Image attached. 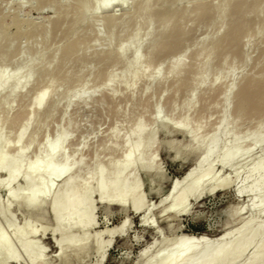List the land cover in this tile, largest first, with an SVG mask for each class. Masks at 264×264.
Masks as SVG:
<instances>
[{"label":"rangeland","instance_id":"1","mask_svg":"<svg viewBox=\"0 0 264 264\" xmlns=\"http://www.w3.org/2000/svg\"><path fill=\"white\" fill-rule=\"evenodd\" d=\"M197 1L180 0L177 2V4L179 3L177 7L176 3V5H170L171 13L169 12L170 6L165 7L166 10L169 9L165 11V14L168 12V15H172V22L177 20V12L181 14L182 10L186 8L182 16H178L177 22L188 26L189 23L186 25V22H188L187 19L191 13V6ZM227 1L202 0L204 8L210 10L209 8L220 5L221 11L224 10ZM229 1L233 3L239 0ZM137 2L124 0L123 9L125 7V10L130 12H128L130 16L128 15L126 21L117 19L116 25L109 27L104 22V14L87 11V17L82 18L77 12L76 0H0V53L6 51L11 59L13 56V66L2 65L0 70L6 69L12 79V74L15 73L17 66L25 65L26 73L18 86L13 87L9 82L8 85L0 88V139L4 140L6 137L14 136L15 130L12 129V124L20 121L22 114L30 107V102L37 95L48 94L51 91V98L57 100L56 108L51 115L49 114L50 116H40L36 118L37 120L32 118L29 121L28 130L20 145L25 146L31 140L34 141V144L29 147L22 158L20 173L23 172V167L32 160L36 145L46 138L52 139L59 129H65L67 126V140L64 143L65 156L75 154L77 148H81L76 155L82 157L83 161H87L89 164L88 169H80L76 173L75 180L79 181L83 179L87 171H90L91 165H95L93 162L95 149H97V161L99 159L107 160L111 152L110 144L113 140V133L118 132L122 135L126 130L125 127L130 125L128 118L141 116L146 123L144 133L150 131V128L154 129L153 139L143 142V145L145 142L148 145L149 152L145 157L143 156L142 160L146 161L150 155H153L154 164L159 166L162 178L156 188L149 184V179L152 177L150 174L144 173L143 169L137 170L135 176L142 184L141 192L145 200L155 205L167 192L170 182L181 179L193 163L192 159L182 161L172 157L174 150L167 149V142L174 139L179 142L182 140L181 143H185L186 138L180 133L160 131L156 123H150L149 117L156 111V106L159 107V112L154 113L157 121L164 118L175 121L176 118L183 115L182 106L187 102L188 97H191L194 109L185 113L190 119L188 130L196 124L195 120L200 118L203 123L201 122L199 133L203 136L214 130L221 117L225 102L228 109V120L233 121L236 118L238 121L236 125L238 134L252 128L259 117L264 115V99L258 101L256 97V94L259 93L261 96L264 93V15L249 14L250 25H248L249 22L245 24L250 28L246 26L244 31L234 35L235 37H230L229 40L226 37L223 38L225 43H222L216 51L210 52L213 40L220 36L223 37L228 32L230 21L235 19V15L221 12L210 17L211 12H209L210 14L203 12L204 16L199 15L196 20H193L190 31L175 30L167 40H163V43H168L167 48L165 47L164 50L162 48L159 54L145 56V52L157 43V38L162 31L161 28H158V21H156L158 19L155 12L157 8L152 5L153 3L155 5L154 0H150V6L152 5L150 9H155L152 11L157 19L151 15L154 14L153 12L150 16L148 12L149 17H145L146 19H136L134 12L135 8H138L139 3L136 5ZM134 5L137 7L134 8ZM181 7L183 9H180ZM74 12L78 13L77 16ZM114 12L116 17L121 13L118 7L114 9ZM146 20L150 22L151 26L148 30L144 29L142 24ZM134 24L135 26H133ZM252 26L255 28H251ZM108 32L113 33L109 44L105 40ZM144 32L147 34L138 44L137 54L144 56L146 62L150 64L151 67L148 71L151 70L153 63H156L155 61L157 63L159 61L160 65L156 70L159 71L158 79L165 76L164 74L172 61L187 65L178 76L176 72L172 71L162 82H159L160 80L157 78L153 81L141 79L129 88V81L136 70L131 64L133 42L126 43V52L121 60L115 58L114 50L122 43L125 35L133 36ZM75 42L78 44L76 45L79 51L78 56L84 55V59H69V47L72 48V43ZM106 51L109 53L106 54ZM229 62H232V67L228 69L226 65ZM125 65H129L130 68L126 70ZM222 65L223 68L218 69ZM43 67L46 68V71ZM217 71L218 73H216ZM107 72H111L113 81H105ZM216 74L218 77L215 85H209L210 79ZM75 76H78V80L85 79L86 86H92V88L83 91L82 95L87 97L85 102L75 101L72 98L74 101L69 104V87L73 84L71 80ZM178 77L183 79L181 84H178ZM202 79L208 80V82L201 84L205 81ZM250 79H253L254 82L250 83ZM24 80L27 82L23 83ZM41 80H43L42 83ZM244 81L251 84V86H246V83L244 85L248 91L255 94L257 103L254 104L256 106L252 108V112L246 108L243 113L237 116L238 106L236 104L239 100L237 90ZM103 82L105 85L100 86ZM229 82L234 85V88L225 101L222 91ZM41 85H43L42 88H40ZM2 91H5L4 95ZM88 94L92 96L90 97ZM44 108H48L47 103ZM39 113L41 114V112ZM205 120L207 121L206 125H204ZM120 140L121 137L118 139V142L121 143ZM102 144H105L108 150H102ZM257 149L255 148L253 152L255 156L261 153L260 149ZM118 150L119 152L115 151L111 156L120 154L123 147ZM12 154L11 151H7L8 156ZM252 162L249 158L242 161L240 165L245 163L243 166L246 168ZM219 170V167L216 166L215 171ZM4 172V169H0V180L3 178ZM228 172L229 167H225L220 171V174H228ZM61 178L55 182L58 191L62 188ZM240 182L241 177L232 178L224 189H217L211 194L202 195L193 204L189 200L190 212L174 218L172 229H166V219L158 218L157 210H154L152 214L156 217L159 225L156 231L144 228L139 221L138 214H133L128 210L121 211L118 207L115 209V206H108L109 208L106 209L92 194L90 203L92 225L89 228L91 235L103 232L102 239L106 240V232L126 220L124 235H112L109 245L105 248L101 264H137L141 250L150 248V252H152L154 246L162 239L167 243L179 234L197 236L202 233L207 234L210 238L215 237L226 225V215L223 209L230 204H246L248 200L245 194L239 196L234 194ZM21 186L22 182L18 178L11 183L8 192L0 186V207L6 206L7 208L5 217L0 214V231L5 233L14 255L18 258V264H40L30 260L28 254L20 248L15 236V231L19 229H23L25 234H28L25 236L26 240H36L37 248L41 251L44 250L47 259L45 264H69V261H61L55 257L56 241L63 233L59 229L55 230L54 217L47 207H44L41 212H38L36 208L25 207L22 199L13 195ZM27 186L30 187L29 184ZM252 212L246 209L244 215H250ZM258 215L261 216L260 220H264V211L257 213ZM7 219L13 221L12 227L8 225ZM30 233H34V239L30 237ZM76 235H78V231L75 232ZM0 258L2 259V257ZM96 259L94 248L90 247L81 261L74 260L70 264H94Z\"/></svg>","mask_w":264,"mask_h":264},{"label":"bare ground","instance_id":"2","mask_svg":"<svg viewBox=\"0 0 264 264\" xmlns=\"http://www.w3.org/2000/svg\"><path fill=\"white\" fill-rule=\"evenodd\" d=\"M76 1L77 12L82 18L87 17V11L89 13L104 14V22L109 27L115 26L117 19L126 21L130 13L125 10V7L123 9L124 0ZM134 1L137 2L136 0ZM249 1L239 0L232 3L228 0L224 10L221 11L222 7L220 5H216L208 10L204 8L202 0H198L191 6V13L187 19L188 22L185 21L186 25L189 23L188 26H183L182 23L177 22L186 8L182 10L181 14H179L180 12H177L178 15L173 13L177 15V20L175 19L172 22V15H168V12L165 14V11L169 9L171 13V6L173 4L176 5L180 0H154L155 5L154 3L152 5L157 8L154 10L158 19L153 12L154 10L152 9V11L150 9L152 6H150V0L138 1L136 3V5L139 3L138 8H135L137 6L134 5V8L137 10L134 9L136 19L147 17L148 12L150 16L151 12H153L154 14L151 15L157 19L158 28H161L162 31L157 38V43L151 46L144 55L161 53L162 48L164 50L166 46L168 47V43H163V40H167L168 36L175 30L190 31L193 20H196L199 15L207 14V12L208 14L211 12L210 17L221 12L235 15V19L230 21L231 24H229L228 32L223 37H217L211 43L212 50L210 52L216 51L222 43H225V39L223 38L226 37L229 40L230 37L245 30L244 28L247 26L245 23L249 22L248 25H250L248 19L250 15H264V0ZM178 5L179 3L176 7ZM116 7L121 11L117 17L114 12ZM165 7H169V9L166 10ZM180 9L183 8L181 7ZM180 9L179 11H181ZM77 12L76 14H78ZM246 18L248 21H246ZM256 21L259 23L258 20ZM142 24L146 30L151 28L148 20L144 21V23L142 22ZM112 34V32H108L105 38L107 44H109L108 42H110ZM145 34L147 32L133 36L125 35L122 43L114 50L115 58L121 60L126 52V43L129 41L133 42L134 48L131 64L136 70L129 81V88L141 79L153 81L158 77L159 71L156 70L159 68V61L158 63L155 61L156 63H153L151 70L148 71L149 67H151L150 64L146 62L144 56L142 57L137 54L138 44L143 41ZM72 45V48L69 47V59H84V55L78 56L79 51L76 46L78 44L75 42ZM108 53L109 51H106V54ZM11 57L12 59L8 57L6 51L1 52L0 66H13V56ZM186 65L178 63V61H172L164 74L165 76L159 77L157 80L162 82L172 71L176 72L178 76L183 68H186ZM24 67L25 65L17 66L15 73L12 74V79H10L6 69L0 70V88L8 85L9 82H11L13 87L18 86L26 75ZM231 67L232 62H229L226 68L229 69ZM129 68V65H125L126 70ZM221 68H223V65L218 69ZM44 69L46 71V68ZM217 77L216 74L210 79L208 84L211 86L213 84L215 85ZM69 78H71L70 75ZM73 78L71 80L73 84L69 87V104L74 100H82L85 102L87 97L82 95V93L83 91L91 89L92 86H86L85 79L78 80V76ZM182 80V77H178V84H181ZM252 80L250 79V83L254 82ZM105 81H113L111 72H107ZM25 82L27 81L24 80L23 83ZM42 82L43 80H41ZM198 82L200 83L201 80ZM204 82H208V80L201 82V84ZM244 84L251 86L248 81H244L242 86L237 90L239 98L238 104H236L238 106L237 116L243 113L246 108H249V112H252V108L256 106L254 104L257 103V99L258 101L264 99V93L261 96L259 93L256 94V99L255 94L250 90L248 91ZM101 85L104 86L105 83L103 82ZM233 88L234 85L230 82L225 85L222 91L225 101L228 99V95ZM2 93L4 95L5 91H2ZM51 96V91L48 94L37 95L30 102L31 105L25 110L24 115L22 114L20 121L18 120L17 123L12 124V129L15 130L14 136L6 137L4 140L0 139V169H4L5 171L3 178L0 180V186L8 192L10 191L11 183L14 179L18 178L22 182V186L13 195L22 199L25 207L36 208L38 212H41L44 207H47L48 211L54 217L55 230L59 229L63 233L56 241V258L65 262L69 261V264L74 260L79 262L85 257L88 249L93 247L97 258L94 264H101L105 248L109 245L112 235H124L126 231V220L121 221L114 229H109L110 231L108 230L106 232V240L102 239L103 232L92 235L89 233V228L92 225V212L90 207L92 194H94L95 199L99 200L106 209L108 206H115V209L118 207L121 211L128 210L133 214H138L139 221L144 228H150L152 231H156L159 225L156 217L152 214L154 210H157L158 218L166 219V229H172V221L174 218L190 212L191 204L188 202L189 200L193 204L202 195L211 194L217 189H224L232 178L241 177V182L234 191V194L235 196L245 194L248 200L246 204H230L223 209L226 215V225L215 237L210 238L207 234L201 233L197 236L179 234L167 243L162 239L154 246L152 252H150V248L149 250H141L138 255L139 262L137 264H264V220L259 219L261 217L260 215L257 216V213L264 211V115L259 117L252 128L238 134L236 131L238 121L236 118L233 121L228 120V109L225 102L221 117L214 130L212 128L213 131L211 133H206L203 136L199 133L202 125L200 118H195L196 124L188 130L190 119L185 113L192 108L194 109L191 97H188L187 102L182 106L184 110L183 115H180L175 121H171L168 118L157 121L154 113L159 112V107L156 106V111L149 117L150 123H156L160 131L180 133L186 138L185 143H181L182 140L179 142L174 139H170L167 142V149L174 150L172 157L179 158L182 161L192 159L193 163L181 179L170 182L167 192L160 198L157 204L153 205L148 200H145L141 192L142 184L135 176L137 170L143 169L144 173L150 174L152 177L149 179V184L153 187H158L157 184H159L162 178V172L159 166L154 164L153 155H150L146 161L142 160L143 156L145 157L149 152L148 145H146V142L143 145V142L153 139L154 129L150 128V131L144 133L146 123L141 116H135L134 118L131 116L128 118L130 119V125L125 127L126 130L122 135L118 132L113 133V140L110 144L111 152L107 160L101 161L99 159L97 161L96 156L98 155L97 149H95V156H93L95 165H91L90 171H87V174L79 181L75 180L76 173L80 169H88L89 164L87 161H83L82 157L80 158V156L78 157L76 155L81 148H77L75 154L65 156L64 143L67 140V126H65V129H59L53 135L52 139L46 138L38 143L32 160L23 167V172H19L25 152L34 144V141L31 140L25 146L20 145L24 134L28 130L29 121L32 118L36 119L40 116L45 117L51 115L57 105V100L52 99ZM88 96L91 97L92 95L88 94ZM262 96L263 98H261ZM46 103L48 104V108L45 109L44 106ZM211 106L214 107V105ZM43 108L44 110H42ZM204 122V125H206L207 121L205 120ZM120 137L121 143L118 142ZM101 146L102 150H108L105 144ZM121 147H123V150H120V154L112 157L111 155L115 151L119 152L118 149ZM255 148H258L257 150L260 149V155H253ZM7 151H11L13 154L8 156ZM249 158L253 162L248 167L244 168L243 165L245 163L240 165L242 161L248 160ZM216 166L219 167V171H215ZM225 167H229V172L228 174L221 175L220 171ZM60 178L62 188L58 191L55 182ZM246 209L253 211L252 214L245 216L244 211ZM6 211V206L0 207V214L4 217ZM7 221L8 225L12 227L13 221L11 219H7ZM76 231H78V235L75 236ZM159 232L161 233L160 230ZM25 233L23 229L15 231L20 248L28 254L30 260L45 264V260L47 259L45 258L44 250L42 249L41 251L37 248L36 240H26L25 236L28 234ZM29 235L33 237L32 239L35 238L34 233H30ZM10 246L5 237V233L0 231V257H2V259L0 258V264H18V258L14 255Z\"/></svg>","mask_w":264,"mask_h":264}]
</instances>
